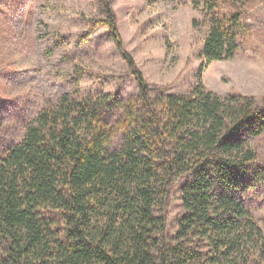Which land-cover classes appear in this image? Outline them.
<instances>
[{
  "label": "trees",
  "instance_id": "obj_1",
  "mask_svg": "<svg viewBox=\"0 0 264 264\" xmlns=\"http://www.w3.org/2000/svg\"><path fill=\"white\" fill-rule=\"evenodd\" d=\"M257 1H195L205 64L238 55ZM102 3L90 28L107 27L138 92L62 93L0 151V264H264V230L245 203L264 186L251 142L264 134V95L150 84Z\"/></svg>",
  "mask_w": 264,
  "mask_h": 264
},
{
  "label": "rangeland",
  "instance_id": "obj_2",
  "mask_svg": "<svg viewBox=\"0 0 264 264\" xmlns=\"http://www.w3.org/2000/svg\"><path fill=\"white\" fill-rule=\"evenodd\" d=\"M196 0H111L124 48L145 79L185 93L202 82L221 94L264 95V0L246 16L251 29L238 55L204 63L206 24ZM102 0H0V151L19 141L46 101L62 93L134 95L138 86L104 25ZM264 157V134L252 139ZM263 194V195H262ZM179 190L167 203L177 228ZM264 230V186L245 198Z\"/></svg>",
  "mask_w": 264,
  "mask_h": 264
}]
</instances>
